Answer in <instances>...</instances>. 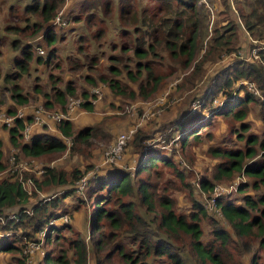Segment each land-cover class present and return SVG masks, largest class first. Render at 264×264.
<instances>
[{"label":"trees","instance_id":"trees-1","mask_svg":"<svg viewBox=\"0 0 264 264\" xmlns=\"http://www.w3.org/2000/svg\"><path fill=\"white\" fill-rule=\"evenodd\" d=\"M234 1L238 7L234 14L240 17L239 20L233 17L230 0H219L220 7L223 5L224 8L220 9L211 32L204 22V12L199 10L198 0H84L73 16L72 21L83 24L82 27L90 31L96 28L91 39L94 42L108 34L106 23L115 21L114 32L110 33L114 38H120L121 42L110 43L108 48L111 54L100 72L92 69L98 63V56H93L88 66L93 73L84 76V83L97 85L104 82L120 98H147L173 77H179L182 69L193 68L176 88L180 94L189 92L203 77L204 64L207 61L217 62L224 51L234 53L243 33L260 42L259 45L249 42L251 48H259L258 58L235 61L220 71L206 90L201 91L203 103L199 110L197 108L192 113L189 105L188 109L181 111L180 117L168 122L171 132L175 130L179 135L182 149L203 144L205 140L212 142L215 136L210 128L218 116L239 123L232 126L231 137L210 143L207 147L206 155L218 160V163L208 170L210 176H202L198 185L200 192L204 190L210 196L214 182L232 180L237 174L251 178V183L239 187V192L243 194L241 204L229 196L217 199V207L233 232L220 221L211 219L192 183L186 179L187 168L180 170V163L162 148L147 146L146 142L153 138L152 134L148 129L140 128L130 143L135 155L139 156L134 174L121 167H112L104 174H97L90 189L89 185L86 188V195L88 190V196L95 198L96 202L91 216L90 240L96 264H114L116 257H120V264H188L189 261L197 264H230L224 253L236 239L240 240L237 242L238 248L252 253L250 264H260L259 251H264V135L254 133L246 119L251 112L250 105L255 103L261 106V118L264 120V0ZM64 3L65 0H31L24 7V13L28 15L24 19L26 25L5 27L8 35L4 37L15 33L10 47L17 53L14 57L16 71L8 73L5 82L12 83V76L24 82L37 81L40 79L37 74L39 66H45L48 70L61 68L57 61L61 59L59 53L63 51L61 39L64 35H60L58 30L64 27L51 26V22ZM65 18L70 22L66 12ZM103 23L105 28L98 27ZM42 31L43 41L49 50L46 54L38 55L34 46L23 42L20 37L35 38ZM207 37L210 47L202 51L204 48L200 44ZM80 38L82 42L85 40L84 36ZM74 44L73 54L61 53V56L68 59L67 66L86 67L88 55L83 53L82 45ZM96 46L98 52H104L99 43ZM164 67L169 71L161 70ZM49 79L54 80V76L50 75ZM55 80L59 78L55 77ZM240 80L255 83L261 97L248 90L234 97V85ZM56 81H52L53 86L48 91H44L38 83L34 86L35 91L46 98L44 105L48 109L65 111L69 97L79 94L84 98L89 97V91L84 89L85 84L77 86L70 81L59 86V81ZM130 82L136 83L138 88H132ZM11 92L19 105L27 106L30 103V94L24 93L19 83H12ZM217 97H228L230 100L225 107L217 108L213 106V100ZM82 109L92 112L96 105L87 102ZM15 112L10 109L8 114L15 115ZM79 117L54 124L58 134L41 126L38 128L41 131L31 133L26 142L24 130L26 124L33 121L31 112L28 118L16 119L15 125L8 127V141L23 156L30 158L58 155L70 148L72 155L83 153L89 157L90 152L85 151L83 146H89L106 133L112 139L114 135L105 129L104 123L85 126L82 124L83 118ZM203 132H206L205 136ZM61 134L72 142L71 147ZM235 138L241 144L238 148L232 145ZM2 147L0 139V171L4 169ZM161 166L173 169L176 176L183 180L184 187L189 189L188 213H179L176 201L170 195L172 190L165 192L168 188L164 189L161 183L154 180L162 178ZM82 175L80 169L68 173L57 168H46L42 180L34 178L33 183L40 190L66 187L65 191L50 200H39L30 211L24 207L31 196L23 184L17 179H0V217H7L6 211L18 209L16 214L19 218H8L1 225L6 235L0 237V253L12 254L16 264H28L23 254L24 240H35V235L45 229L52 219L60 217V205L76 193L74 186ZM162 189L164 192H161ZM138 197L140 211L138 203L134 201ZM78 200L84 202L82 198ZM208 219L212 221L213 239L204 241L203 223ZM65 226L63 229L69 228V225ZM63 229L51 226L47 231V243L53 241L55 246L40 264H89V248L85 238L76 234L73 239L66 240L60 233ZM252 237L258 239L254 247L247 242ZM108 247L111 250L108 251Z\"/></svg>","mask_w":264,"mask_h":264},{"label":"rangeland","instance_id":"rangeland-1","mask_svg":"<svg viewBox=\"0 0 264 264\" xmlns=\"http://www.w3.org/2000/svg\"><path fill=\"white\" fill-rule=\"evenodd\" d=\"M83 1L84 0H65L63 7H61L58 11L64 10L67 13V17L70 18V22L67 21V27L58 31L60 35H64V38L61 39L63 44V51H61V53L63 55H65L66 53L73 54L76 47L74 43H76L77 46L82 45V47L84 48L83 53L89 56H86L87 59L85 61V64L88 65L86 67L74 66L73 68L72 66H67L66 62H69L68 59H65L66 57L63 55L61 56V53H59V57L61 59H58L59 61L57 62L60 64L61 68L53 67L48 70L45 66H39L37 74L40 75V79L37 81L30 80L29 82H24L22 79H17V76H12V83H19V87L23 88V92L29 93L31 96L30 103H28L27 106H21L18 104V102H16V100L12 98V83L4 81V78L6 75H8V73L16 71V68L14 66V57L17 53H15L14 50L10 47V41L15 37V33H9L10 37L4 36L8 35L5 30L6 26L17 25L24 27L26 25L24 19L26 20L28 15L24 13V7L26 4L31 2V0H0V117L3 115L11 116L10 114H8V111L10 109L16 111L15 113L24 110L27 111L26 113H29V115H31V112H33L38 106H43L47 109V111L50 112H62L63 110L48 109L44 105L47 101L46 98L42 95V93H37L34 87L38 83L44 91H48L53 86L52 81H56V77L59 78V82L56 81L58 82L59 86H62L71 81L77 84V86L85 84L86 87H84V89L86 90L87 88L89 92L92 88L100 87L102 89L103 97L96 105L95 111L88 112L83 110L82 107L79 109L81 113H83L81 116L84 120L82 124L85 126H89L95 125L98 122L102 124L104 123L105 129H107V131L114 135L113 139L112 137L109 138L108 134L106 133V136H104L103 138H96L91 142L89 146H83V149L85 151L90 152L89 157L83 155V153H76L72 155V153L70 152V148L68 151L62 154L46 156L43 158H30L23 156L20 151L15 150V148L8 141V127L5 124L0 123V139L3 142L2 164L4 166V169L0 171V179H17L23 184L27 193L31 196L29 203L24 207L28 211H30L39 200H50V198L61 195L62 192L65 191L64 188L66 187L45 188L44 190H40L33 183L35 180L34 178L42 180L45 172H40L42 170L44 171L46 168H57L65 170L68 173L72 172L74 169H80L83 172V175L88 174V189H90L89 187H91V183L93 182V179L97 174H104L108 172V170L112 167H121L134 174L139 156L135 155V152H133L130 146L132 138L129 140L128 145L125 148L121 158L118 159L114 164H110L106 161V153L120 134L132 129H134L136 133L138 129L144 128L145 130L148 129L153 137L151 140H147L146 145L148 146L149 144H151L153 146L162 148L163 151L173 157L176 162L180 163L178 165L180 167V170L187 168L186 179L187 181H190L192 183V188L198 193L199 201L205 204L207 202L206 197L209 196V193L204 190L200 192L198 190V185L202 176L204 174H208L210 176L208 170L213 168V166L218 163V160L211 159L206 155V149L210 145V143H218L227 140L228 137H231L232 126H237L239 123H235L232 119H224L223 117L218 116L216 117L213 126L210 128V131H212L215 136L212 142H208V140H205L203 144L193 145L182 149L180 141L178 140L180 138L179 135L175 133V130L174 132H171V128H168V122L175 120L177 117H180L181 111L184 110V108H187L189 105L191 107H189L191 109V112L194 113L196 111H193V109L197 108L194 105H199L197 104L198 102L200 103V106L197 110H199L201 108V104L203 103L200 98V95L202 93L201 91L206 90L208 84L214 82L213 79L215 78V76L220 71H224L226 68L231 66L235 61L253 60L255 52L258 51L259 48H251L249 42L258 45L260 44V42L254 39L251 35L243 33L238 49L234 53H227L226 51H224L217 62L214 63L211 61H207L204 64L205 69L203 77H200L196 87L189 92L180 94L176 88L178 87L179 83H181L182 79L186 77V74L190 73L193 68H190L188 70L182 69V71L178 75L179 77H173L170 81L165 83L158 92L150 94L147 98L142 96H137L136 98H120L118 96H115L109 89L107 84L104 82H99L97 85H88L87 83H84V76L87 73L91 74L93 73V71L100 72L103 70L104 65L107 63L108 58L111 54L108 46L113 41L121 42V39L117 38V36H115L114 38L113 33H110L114 32L115 28V21L112 20L106 23L108 34H105L101 38L98 37L99 41L94 42L93 40H91L92 34L95 33L96 28H93L90 31L89 29L82 27L83 24L75 23L72 21L73 16L79 9V5ZM211 1L214 9L213 15L212 13L207 14V9L205 7H199V10L201 9L205 14L203 15V19L210 32L211 30H213L212 27H214V24H216V22L214 23V21L215 19H217L219 12L221 11L220 9L224 8L223 5L220 7L219 0ZM234 3V0H230V4L233 7L231 11L234 15L233 17L239 20L240 17L235 16L234 14L238 11L237 3ZM99 26L101 28H105V23L98 24V27ZM43 32L44 31L40 32L39 35H37L35 38L26 36H22L20 38L23 42L32 44L38 55H41L39 49L45 50L44 54H46L49 49L45 41H43ZM81 36L85 37V40L83 42L80 38ZM208 39L209 37L204 40V43L200 44L202 45V49L204 48L203 50L201 49L202 51H205L210 47V41H208ZM98 43L99 46L102 47L104 52H98V49L96 48V45ZM199 54L201 55L203 53ZM93 56H98L96 57L98 58V63L92 66V71L88 69V66L90 65L89 62L93 58ZM161 70L169 71L167 67H164ZM50 75L54 76V80L51 81L49 79ZM250 83L253 82H250L248 80H240L234 85L233 94L243 95L248 90L249 92L255 93L257 97H261V92L259 91L257 85L253 83L254 88L250 89ZM129 85L132 88H138V85L136 83L134 84L130 82ZM76 97H82V95L79 94ZM217 98L225 99L226 97ZM250 108L251 112L249 113L246 121L249 123V126L254 133L258 134L259 136H263L264 120L261 118V106H257L255 103H253L250 105ZM54 124L56 123H53V125ZM170 126L172 127L173 125L171 124ZM46 127L47 130H50L49 126ZM55 128L52 126L51 133L58 134L59 132L55 130ZM169 133L170 136H167ZM205 135L206 132H203V136ZM232 142V145L237 148L241 146V144L237 142V140L234 141L232 139ZM71 145L72 142L68 144L69 147H71ZM159 169L162 171L163 176L161 179L154 178V180L161 183V186L164 189L168 188L167 190H165V192L169 193V189L172 190V194L170 195L175 199L176 210L179 213H188V211L190 210V205L188 203L189 189L184 187V184L182 182L183 180L176 176L173 169L165 166H161ZM214 183L215 186L221 185L226 188L230 187L231 185L235 186L237 183H239V185L244 183H251V178L245 176L244 174H237L232 180H223ZM70 186H67L69 187L68 189H70ZM86 188L84 190V194H79L78 192H76L73 196H69L68 198H66V200L60 205L58 214L62 213L60 217L65 215L68 218V221L63 222L62 220H59L56 223L57 226H54L63 229V227H66L65 225H69L68 229H63L60 232L66 240L73 239L76 234L84 237L86 242L88 243L89 248V264H96L93 246L90 241L91 216L96 206V202L95 198H90L88 196V190L86 195ZM161 192H164L163 189L161 190ZM247 192L250 193L251 190H247ZM35 193H37L36 196ZM228 196L238 200L239 204L242 203L243 194L239 192V189L233 190ZM79 198L84 199V202H79ZM134 201L138 203V211H140V198L138 197V199H135ZM16 211H18V209L6 211L7 217H3L2 220L0 219V234H5L1 229V225H4L6 223V220H8V218L13 214H16ZM208 214L211 219L220 221L226 229H228L230 232H233L231 226L224 220L223 216L219 215L215 211H209ZM211 222L212 221L208 219V221L206 220L203 223L204 241L213 239V235L211 233ZM44 231L45 230L43 229L41 232L37 233L35 235V240L43 237L42 232ZM26 240H24L23 246ZM66 240H62L61 242H65ZM184 241H186V239H184ZM237 242H240V240H234L229 248L225 250L224 257L229 260L230 264H250L252 253L249 254L245 249L238 248ZM247 242L254 247L257 245L258 239L252 237L249 238ZM54 246L55 245L53 241L52 243H47L44 237V242L42 245L44 256L39 255L37 258H35V264H40L41 262H43L45 255L48 253V251H51ZM64 247L66 246L64 245ZM107 250H111V247H108ZM259 253L260 264H264V251L260 250ZM12 256V254L0 253V264H15V260L11 259ZM119 258L116 257L113 263L120 264L121 259ZM190 259L195 260L194 258ZM188 264L197 263L189 261Z\"/></svg>","mask_w":264,"mask_h":264},{"label":"built area","instance_id":"built-area-1","mask_svg":"<svg viewBox=\"0 0 264 264\" xmlns=\"http://www.w3.org/2000/svg\"><path fill=\"white\" fill-rule=\"evenodd\" d=\"M198 6L200 8L202 6L205 7L207 9V14L212 13L213 15L214 9H213V4L211 0H198ZM67 25H68V22L65 18V11L64 10L58 11L55 18L51 22V26L66 28ZM39 50L41 54H44L45 50L43 49H39ZM258 57L259 56L256 51L254 58H258ZM250 85L251 86H249V88L253 89L254 84L250 83ZM237 95L238 94H236L234 97H237ZM102 97H103V91L100 87H97V88L91 89V91L89 92L88 98L71 96L68 99L65 111H62V112L54 113V112L47 111V109L43 106L36 107L35 110L32 112L33 121L31 123H27L25 130H24L25 141H29L33 126H37V127L49 126V128L52 129L53 123H60L63 120H73L74 118H77V116L81 113L79 109L82 107L84 103L91 102L92 104L96 105L102 99ZM229 100L230 99L228 97H226L225 99L216 98L213 100V105L214 107H217V108H223L227 105ZM197 104L199 105H194V106L199 108L200 103L197 102ZM196 109H193V111ZM16 119H24L23 111H19L15 115H11V116H4V115L1 116L0 123L5 124L7 127H13L15 125ZM134 134H135V130L132 129V130H129V131H126L120 134L117 137L115 142L110 146L109 150L106 153V161L108 163L114 164L118 159L121 158L125 148L128 145L129 140L133 138ZM63 138L68 144L71 143V141L68 138H65V137ZM15 150H18V149L15 148ZM45 170L44 171L42 170L40 173H44ZM88 182H89L88 174L82 175V177L79 180H77V182L75 183V192H78L79 194H84V190L86 186L88 185ZM239 187H240L239 183H237L235 186L231 185L230 187H226V188L221 185H216L213 189L212 195L206 197L207 202L204 204L205 208L208 211H213V212L215 211L219 215L222 216L220 209L217 207V199L219 197L230 195V193L233 190H238ZM0 219L2 220L3 217H0ZM9 219L18 220L19 218L17 214H13L11 217H9ZM59 220H62L63 222H67L68 218L64 215L59 218L52 219L47 225V227L44 229L45 231L42 232L43 237H41L38 240H30V241L26 240L24 244V248H23V254L26 257L28 264H35L34 262L35 258H37L39 255L44 256V252L42 248L44 237L46 239L47 231L49 230V228L54 225L57 226L56 223ZM2 235L4 236L6 234H2Z\"/></svg>","mask_w":264,"mask_h":264},{"label":"crops","instance_id":"crops-1","mask_svg":"<svg viewBox=\"0 0 264 264\" xmlns=\"http://www.w3.org/2000/svg\"><path fill=\"white\" fill-rule=\"evenodd\" d=\"M98 103H99V102H98ZM98 103H97V104H98ZM97 104H96V105H97ZM22 111H23V113H24V119L28 118V117H29V113H26L27 111H24V110H22ZM82 114H83V113H80V114L77 116V118H78L79 116L81 117ZM80 117H79V118H80ZM77 118H74L73 120H75V119L77 120ZM51 125H52V123H51ZM38 128H39V127H37V126H33V127H32V131H31V133H33L34 131H35V132H38V131L40 132L41 130H39ZM50 129H51V128H50ZM35 132H34V133H35ZM30 136H31V135H30ZM26 142H28V141H26ZM1 236H3V235L0 234V237H1ZM1 254H2V253H1ZM11 259H14V258L12 257ZM15 264H16V263H15Z\"/></svg>","mask_w":264,"mask_h":264}]
</instances>
